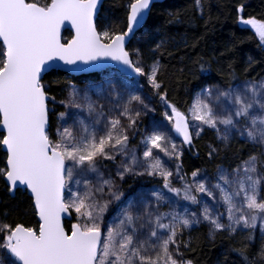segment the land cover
<instances>
[{"label": "snow or ice", "instance_id": "snow-or-ice-1", "mask_svg": "<svg viewBox=\"0 0 264 264\" xmlns=\"http://www.w3.org/2000/svg\"><path fill=\"white\" fill-rule=\"evenodd\" d=\"M152 4L130 0L126 27L116 30L104 20L102 0H0V148L6 157L0 180L11 193L30 191L39 218L33 227L0 214V264H193L182 247H190L184 231L194 225L207 222L214 237L259 224L264 236V159L249 155L230 172L221 169L216 183L201 177L200 169L187 180L180 163L183 146L191 150L205 128L215 130L225 144L236 133L264 145V80L202 88L182 111L159 78V60L146 69L140 49L126 47ZM236 11L240 23L254 29L264 45V22L243 18V3ZM65 22L75 36L62 43ZM102 60L116 62L127 76L109 80L106 88L89 86L83 94L73 86L69 98L60 102L65 111L53 126L55 111L49 104L56 101L41 73L63 70L57 62L69 71H91L103 67L97 63ZM145 84L164 105L167 123L156 121L140 133L143 115L155 110L140 94ZM137 133L139 156L129 146ZM173 136L181 138L179 145ZM216 151L210 146L209 157ZM161 153L176 162L174 168ZM104 161L113 162L118 179L104 178ZM144 175L159 176L162 186L122 200L120 182ZM174 175L180 187L173 185ZM114 201L120 202L118 212L108 223L105 213ZM181 201L201 207L190 210ZM162 205L171 210L161 211ZM259 255L264 259V249Z\"/></svg>", "mask_w": 264, "mask_h": 264}, {"label": "trees", "instance_id": "trees-1", "mask_svg": "<svg viewBox=\"0 0 264 264\" xmlns=\"http://www.w3.org/2000/svg\"><path fill=\"white\" fill-rule=\"evenodd\" d=\"M129 3L130 0H106L102 7L106 23L116 30H123ZM239 3L245 5L243 18L264 22V0H200V7L196 0H160L153 5L145 27L130 42L128 49H140L146 69L159 60L162 66L159 78L168 91L169 100L182 111L188 109L194 95L202 88H228L243 81L264 79V45L253 29L240 23L236 11ZM72 37L71 32H65L63 42H69ZM99 76L72 77L52 71L45 75L42 83L50 97L60 100L70 84H82ZM144 90L161 116L159 98L146 84ZM49 107H53L51 102ZM59 112L62 108L50 115L53 126L57 125ZM210 146L217 149L211 157L208 155ZM185 148L180 163L186 179L196 169L213 177L220 167L232 169L247 160L249 155L264 159L261 145L233 137L225 144L212 129H205L194 140L191 150L188 146ZM5 158L0 148V167H3ZM126 183L132 189L138 186L135 181L127 180ZM5 212L10 220L26 225L35 227L38 222L28 193L18 190L12 196L4 181L0 180V214ZM259 227L234 235L217 232L213 237L210 235L211 226L200 224L184 231V239L190 238L191 245L187 249L182 247V251L193 264H264L259 255L264 249V236H261ZM250 232L254 233L252 240L248 239Z\"/></svg>", "mask_w": 264, "mask_h": 264}, {"label": "rangeland", "instance_id": "rangeland-1", "mask_svg": "<svg viewBox=\"0 0 264 264\" xmlns=\"http://www.w3.org/2000/svg\"><path fill=\"white\" fill-rule=\"evenodd\" d=\"M248 27H250V26H248ZM118 77H125V76L123 74L119 73L116 70L108 69L107 71H104V72L100 73V76H99L98 79H90V80H88V81H86V82H84L82 84H70L69 87L66 90V94L64 95V97L62 99H60V100H55L56 103L55 104H52L53 107H51L50 109H54V111H56V110H58V108H62V112L65 111L64 105L62 103H60V102L63 101V100H66L67 98H69V95L72 92L73 86H75L77 89H80L81 90V94H83V91L86 90L89 86H94V87H99V88H106L107 87V82L109 80L116 81ZM136 80H141V77H138ZM261 80H264V79H260L258 81H253V82H257L258 83ZM248 81H252V80L243 81L240 84H237L235 86L243 85L244 83H246ZM220 88L226 89L224 87H220ZM200 91H198L197 93H199ZM89 94H92V93H89ZM140 94L146 96V102L149 103V105H150L151 108L155 109L154 111H148V112H146L145 115H143V117L141 119V125H142V127L140 129V133H143L147 129H151L153 123L156 122V121H160V122L166 124L167 122L164 120V117H163V112L165 111V108H164V105L162 104V102L160 101V107H161L162 115L159 116V113H158L157 109L155 108V106L153 104V100H152L151 96H149L145 92L144 87H143V89H141V93ZM195 95H194V97H195ZM93 99H96V96L95 95H93ZM72 111H75V110H72ZM83 115L85 117L87 116L86 113H84ZM58 116H59V114H58ZM58 116H57V120H58ZM56 126H58V121H57V125ZM205 129H208V128H205ZM140 133H137L136 134L135 139L132 140L130 142V145H129L130 148H134L136 150L138 156L141 154L140 149L142 147L140 145ZM232 137L233 138L247 140L246 137H240L236 133H233V136ZM173 139L175 140V142L178 145L180 144V140L178 138H176L175 136H173ZM258 145H261V144H258ZM261 146H262V148L264 150V145H261ZM183 147H184V153H185L186 152L185 145ZM154 155H155V152H154ZM160 157H161V159L165 162V164L169 168H174L175 167V163H176L175 161H169L168 158L165 157L162 153L160 154ZM119 159L120 158L117 157V160H119ZM103 163L106 165V167L100 168V171L104 175V178L107 179L109 176H112L113 178H116L114 176L115 167L116 166L113 164V162L112 161H104ZM221 169L227 170L229 172L231 171V169H228L226 167H220L217 170L215 176H213V177H210L204 171H200V175H201V177L206 178L210 183H216L217 182L216 178H217V176L219 174V171ZM89 175H90L91 178H93V179L95 178V174L94 173H91ZM116 179H118V178H116ZM171 179H172V182H173V185L174 186H176V187H180L181 186L180 181L176 178L175 175ZM127 180L135 181V183H138L137 188L132 189V188L126 186V184H127L126 181ZM187 180L190 181L191 180V177L188 178ZM156 181H158V182H156ZM161 186H162V181H161V178L159 176H156V177H152V176H148V175H144V176H126L125 177V180L123 182H120V188L122 189V191L124 193V197H122V200L123 199H126V198H128L130 196H132L133 194L137 193L138 191H143L146 194H150L153 190L158 189ZM164 191H165V194L166 195L172 196V194L167 193V190H164ZM149 199L154 200V197H151L149 195ZM173 199H177V198L173 196ZM204 199L210 205L213 204V201H211L210 198L204 197ZM119 204H120V202H115L114 201L109 206L108 211L105 213V220H106V222H108V223H111L112 222L113 216L115 214H117V212H118V205ZM181 204L187 206L190 210H195V211H199V209L201 207L200 205H191L187 201H181ZM170 210L171 209L167 205H162L161 206V211H163V212H167V211H170ZM220 210L223 211V208H221ZM213 213L215 214V208H213ZM223 222L227 223L226 216L223 218ZM204 223H207V222H203L201 224H204ZM195 226H199V225H194L193 227H195ZM258 226H259V224H258ZM243 230H246V229H243ZM239 231H241V230L238 229L237 232H239Z\"/></svg>", "mask_w": 264, "mask_h": 264}, {"label": "water", "instance_id": "water-1", "mask_svg": "<svg viewBox=\"0 0 264 264\" xmlns=\"http://www.w3.org/2000/svg\"><path fill=\"white\" fill-rule=\"evenodd\" d=\"M105 1H106V0H102V7H103V4L105 3ZM159 1H160V0H153V4H152V6H151V8H150V11H149V13L147 14L145 20L142 22V26H141L139 29H134V31L136 32V34H137L139 31H141V30L145 27V25H146V23H147V21H148V18H149L150 12H151V10H152L153 5H154L155 3H157V2H159ZM67 31H69V32L72 33V35H73L72 39H73L74 36H75V29L72 28V26H71L70 23L65 22V25H64L63 28L61 29V33H60V35H61V42H62V43H64V42H63V36H64V33L67 32ZM135 36H136V35H135ZM133 39H134V38H133ZM133 39H132V40H133ZM132 40H131V41H132ZM70 41H71V40H70ZM70 41H69V42H70ZM1 43H2V42H1ZM129 44H130V43H129ZM129 44L126 45L127 48H128V46H129ZM57 63H60L61 66H62V68H63V70H58V72L65 73V74H67V75H69V76H72V77H83V76L96 75V74H100V73H102V72H104V71H107L108 69H113V70H116V71L119 72V69L121 68V66H120V65H117L116 62H114V61H104V60H102V61H99V62H97V63L103 65V67L95 68V69H93V70H91V71H79V72H73V71H69V70H67L69 66L63 65V62H57ZM46 67H47V65H46ZM82 67L87 68V67H89V66H88V65H82ZM50 72H52V71L42 72V73H41L42 80H43V78L45 77V75H46L47 73H50ZM119 73H121V72H119ZM121 74H123L125 77L127 76L126 73H121ZM132 78H133V79H137L138 77H135L134 74H133V77H132ZM0 132H2V129H0ZM176 138H178V137H176ZM178 139L181 141V138H178ZM185 146H187V145H185ZM2 150H3V149H2ZM3 152H4V151H3ZM21 188H23V186H21ZM22 191L27 192L28 195L31 197L30 191H26V190H22ZM16 193H17V192H15V193H11V195H12V196H15ZM31 198H32V197H31ZM37 218H38V216H37ZM38 219H39V218H38Z\"/></svg>", "mask_w": 264, "mask_h": 264}]
</instances>
